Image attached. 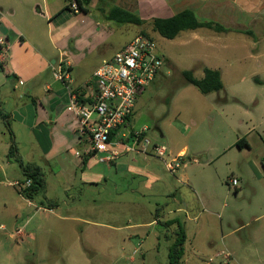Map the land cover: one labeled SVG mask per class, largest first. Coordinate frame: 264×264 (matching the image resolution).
Masks as SVG:
<instances>
[{
	"label": "rangeland",
	"instance_id": "374dc122",
	"mask_svg": "<svg viewBox=\"0 0 264 264\" xmlns=\"http://www.w3.org/2000/svg\"><path fill=\"white\" fill-rule=\"evenodd\" d=\"M34 1L12 3L21 12ZM88 8V18L103 16L97 4ZM69 16L61 18L75 40L85 25ZM151 21L139 26L110 20L113 32L99 27L103 36L75 57L68 36L57 42L73 62L76 86L120 50L118 43L139 33L154 39L165 66L139 96L132 126L147 133L150 143L142 149L156 145L167 153H128L133 143L127 142L118 149L126 153L117 166L98 154L85 169L67 154L63 175H54L56 166L54 173L49 169L48 189L28 200L18 192L20 161L29 164L38 151L25 145L14 124L11 130L0 120V264H171L169 249L180 229L189 238L183 264H264V37L199 29L171 40ZM205 68L221 72V91L203 94L183 76L192 71L203 79ZM243 138L250 148L238 147ZM115 140L121 144V135ZM13 145L16 154L9 157ZM167 164L184 166L172 173ZM149 173L160 181L146 184ZM231 178L236 187L227 184ZM180 203L188 216L167 213Z\"/></svg>",
	"mask_w": 264,
	"mask_h": 264
},
{
	"label": "crops",
	"instance_id": "0c3cea01",
	"mask_svg": "<svg viewBox=\"0 0 264 264\" xmlns=\"http://www.w3.org/2000/svg\"><path fill=\"white\" fill-rule=\"evenodd\" d=\"M14 1L17 0H0V40L6 42L5 45L0 44V120L7 123L11 130L14 124L25 145L28 146L30 143L37 149L39 156L30 154L28 160L29 164L41 169L47 182L46 190L49 169L54 173L52 168L56 166L58 169L54 175L62 176L63 165L69 163L67 154L74 155L78 160L77 164L82 165L83 169L89 166L90 160L95 157L87 153L88 142L78 133L79 122L74 108L76 99L80 102L87 101L94 73L84 85L76 86L73 85L72 79L70 82L62 83L53 75V69L61 58L71 65V70L74 69L67 53L61 51L64 47L58 46L59 42L64 43L63 39L68 36L66 24L61 18L65 13H68L70 18H80V23L85 25L78 32L81 39L77 37L73 40L70 35L68 36V41L71 40L68 48L70 52L72 51L73 57L85 48L93 46L92 42L98 38V34L103 36V31L99 30V27L106 25L108 30L113 32L107 24L110 20L106 19V15L115 6L136 13L145 21L170 18L189 9L194 11L201 21L220 23L229 30L251 31L256 39L264 37V0H93L91 5L97 4L103 14L100 18L95 17V20L88 18L91 14L82 17L83 14L78 13L77 16H72L71 11L65 10L68 0L34 1L32 8L27 6V10L21 12L12 3ZM100 2L103 7L99 6ZM88 25L92 28H86ZM57 31L58 35L54 40ZM90 31H93V34H90ZM129 42L118 43V49H123ZM56 51L61 52L60 57H56ZM135 116L136 108L130 124L113 137V142L119 144L112 145L110 152L104 153L106 156L111 154L112 160L109 162L113 165L117 166L116 159L126 152L144 154L141 151H129L124 143L130 142L134 145L137 142L142 149L145 140L150 142L145 130L138 131L133 128ZM136 132H142L138 139L135 138ZM124 133L126 138H123ZM26 135H29L28 140ZM118 135H121V144L115 140ZM262 140L264 142V138ZM246 144L244 147L250 148L247 140ZM121 146L126 147V152L118 150ZM166 153L165 149L164 155ZM179 154H183V151ZM146 155L158 157L154 149L148 150ZM176 159L175 157L173 160ZM176 165H179L176 171L184 166ZM130 168L131 166L128 167V171ZM167 168L169 169L168 166ZM149 175L151 177L146 178V184L152 178L155 183L160 181L158 175L154 173ZM191 189L197 195L198 201H202L196 187ZM171 194L175 195L176 192ZM187 207L189 208V205ZM167 213L188 216V211L182 203L174 204ZM186 236L185 245L189 240L187 231Z\"/></svg>",
	"mask_w": 264,
	"mask_h": 264
},
{
	"label": "built area",
	"instance_id": "2783aa9c",
	"mask_svg": "<svg viewBox=\"0 0 264 264\" xmlns=\"http://www.w3.org/2000/svg\"><path fill=\"white\" fill-rule=\"evenodd\" d=\"M72 9L79 13L75 3ZM5 45L4 40H0ZM165 60L159 55L154 39L144 33L137 34L123 49L113 57L106 59L96 69L91 84V92L87 101L74 102L78 116V133L88 142V154L97 155L110 152V147L119 143L113 142V137L130 124L134 116L139 96L151 86L161 75ZM71 65L61 58L53 69L54 78L62 83L71 81ZM142 132H136L138 139ZM123 138H126L124 133ZM145 140V144H149ZM158 155L163 156L165 148L154 145ZM129 151H141L136 142ZM112 156H106L102 161H111ZM172 173L179 165L167 164ZM30 183V182H29ZM233 186L238 185L236 178L229 179Z\"/></svg>",
	"mask_w": 264,
	"mask_h": 264
},
{
	"label": "trees",
	"instance_id": "16d2710c",
	"mask_svg": "<svg viewBox=\"0 0 264 264\" xmlns=\"http://www.w3.org/2000/svg\"><path fill=\"white\" fill-rule=\"evenodd\" d=\"M92 1L93 0H68L65 10L75 13V11L72 9V4L75 3L79 13L87 14L89 13L88 7L91 5ZM106 19L116 21L118 23H132L139 26L146 23V21L143 20L138 14L127 11L118 6H115L110 10L108 15H106ZM151 24L154 31L159 33L162 37L171 40L177 38L179 34L185 31H196L199 29H209L216 33H224L229 31V29L225 28L219 23L212 21H201L195 12L189 9L183 10L170 18H154L151 21ZM183 76L189 83L196 86L203 94L219 92L224 88L222 75L218 70L205 68L203 79H196L192 71L183 72ZM237 145L238 147L243 148L245 145H247L246 140H239ZM14 154H16V149L13 145L10 148L9 157H13ZM17 160L20 161L19 159ZM20 166L23 169L24 179L18 184L20 185V189L18 190L19 194L28 200H32L34 197L44 193L47 188V182L45 176L41 172V169L32 164H24L22 161H20ZM186 239L187 236L185 231L180 229L176 233L175 241L169 249V258L171 264H183V257L185 254L184 245L186 243Z\"/></svg>",
	"mask_w": 264,
	"mask_h": 264
}]
</instances>
